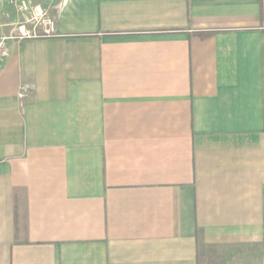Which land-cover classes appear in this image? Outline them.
Returning a JSON list of instances; mask_svg holds the SVG:
<instances>
[{
    "label": "crops",
    "instance_id": "crops-1",
    "mask_svg": "<svg viewBox=\"0 0 264 264\" xmlns=\"http://www.w3.org/2000/svg\"><path fill=\"white\" fill-rule=\"evenodd\" d=\"M41 4L0 64V264H264V0Z\"/></svg>",
    "mask_w": 264,
    "mask_h": 264
},
{
    "label": "built area",
    "instance_id": "built-area-1",
    "mask_svg": "<svg viewBox=\"0 0 264 264\" xmlns=\"http://www.w3.org/2000/svg\"><path fill=\"white\" fill-rule=\"evenodd\" d=\"M17 12L23 15V19L17 23L16 31L7 35L0 33V64L9 55V41L11 39H23L40 35H49L54 30V17L50 10L40 3L31 0H8ZM32 24V27L28 25ZM41 26L43 33L37 31Z\"/></svg>",
    "mask_w": 264,
    "mask_h": 264
},
{
    "label": "rangeland",
    "instance_id": "rangeland-1",
    "mask_svg": "<svg viewBox=\"0 0 264 264\" xmlns=\"http://www.w3.org/2000/svg\"><path fill=\"white\" fill-rule=\"evenodd\" d=\"M33 3H43L48 0H31ZM43 5V4H42ZM20 20V14L17 12L8 0H0V33L11 34L16 31L17 23Z\"/></svg>",
    "mask_w": 264,
    "mask_h": 264
}]
</instances>
